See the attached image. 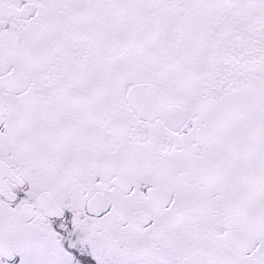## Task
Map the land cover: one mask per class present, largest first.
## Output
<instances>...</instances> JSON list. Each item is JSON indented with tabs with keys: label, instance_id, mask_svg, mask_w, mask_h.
Listing matches in <instances>:
<instances>
[{
	"label": "snow or ice",
	"instance_id": "obj_1",
	"mask_svg": "<svg viewBox=\"0 0 264 264\" xmlns=\"http://www.w3.org/2000/svg\"><path fill=\"white\" fill-rule=\"evenodd\" d=\"M0 264H264V0H0Z\"/></svg>",
	"mask_w": 264,
	"mask_h": 264
}]
</instances>
